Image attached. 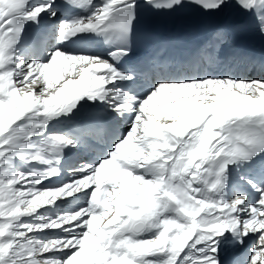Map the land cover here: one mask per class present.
<instances>
[{
	"label": "snow or ice",
	"instance_id": "6c2138e0",
	"mask_svg": "<svg viewBox=\"0 0 264 264\" xmlns=\"http://www.w3.org/2000/svg\"><path fill=\"white\" fill-rule=\"evenodd\" d=\"M187 6L264 35V0H0V264H264V76L221 55L245 25L136 52L142 9Z\"/></svg>",
	"mask_w": 264,
	"mask_h": 264
},
{
	"label": "bare ground",
	"instance_id": "6f19581e",
	"mask_svg": "<svg viewBox=\"0 0 264 264\" xmlns=\"http://www.w3.org/2000/svg\"><path fill=\"white\" fill-rule=\"evenodd\" d=\"M200 14L202 15V16H209V17H211L212 19H213V21L217 24V23H223V22H232L233 23V21H234V18H235V16L237 15V13H236V11L234 10V9H232V8H229V9H225L223 12H221V13H215V14H212V13H209V14H204L201 10H200ZM55 21H53V23H54ZM252 42L250 41V44H251ZM170 53H172V52H164L163 54H166V55H168V54H170ZM230 56H226V59H224V63H223V65L225 64V65H232L233 64V60H232V58H229ZM248 73H250V75L253 77V78H259V77H261V76H263L264 75V72L263 73H259L258 71H257V69H255L254 67H248ZM232 74L234 75V76H237V77H244V78H246L245 76H244V73L242 72V73H238L237 75H236V73L235 72H232ZM50 183H52V184H57L58 183V181L57 180H55V181H51ZM252 243H253V241L251 240L250 241V243H249V247H248V249L251 247V245H252ZM246 244V243H245ZM239 251H240V247H237V248H231V247H229V248H227L226 250H225V252L224 253H222V257L223 258H226V257H228V256H231L232 255V253H239ZM241 254V253H240Z\"/></svg>",
	"mask_w": 264,
	"mask_h": 264
}]
</instances>
